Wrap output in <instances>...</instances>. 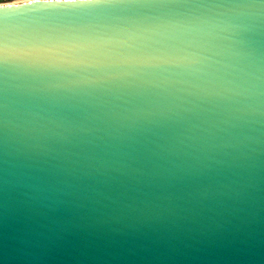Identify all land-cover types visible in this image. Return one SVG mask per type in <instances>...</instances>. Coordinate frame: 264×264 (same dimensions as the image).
I'll list each match as a JSON object with an SVG mask.
<instances>
[{"label":"water","instance_id":"95a60500","mask_svg":"<svg viewBox=\"0 0 264 264\" xmlns=\"http://www.w3.org/2000/svg\"><path fill=\"white\" fill-rule=\"evenodd\" d=\"M0 6V264H264V0Z\"/></svg>","mask_w":264,"mask_h":264},{"label":"clouds","instance_id":"9594fccd","mask_svg":"<svg viewBox=\"0 0 264 264\" xmlns=\"http://www.w3.org/2000/svg\"><path fill=\"white\" fill-rule=\"evenodd\" d=\"M27 2L28 0H25V2H23L22 4L16 7L27 6ZM66 2L68 4H91V3H97L99 2V0H66ZM10 3H12V0H0V6H4L5 9H7V7L5 6Z\"/></svg>","mask_w":264,"mask_h":264},{"label":"bare ground","instance_id":"6f19581e","mask_svg":"<svg viewBox=\"0 0 264 264\" xmlns=\"http://www.w3.org/2000/svg\"><path fill=\"white\" fill-rule=\"evenodd\" d=\"M30 1H33V0H30ZM19 2H25V0H15L12 3H10V4L19 3Z\"/></svg>","mask_w":264,"mask_h":264},{"label":"snow or ice","instance_id":"6c2138e0","mask_svg":"<svg viewBox=\"0 0 264 264\" xmlns=\"http://www.w3.org/2000/svg\"><path fill=\"white\" fill-rule=\"evenodd\" d=\"M30 2V0H28ZM14 5H6L5 7H13Z\"/></svg>","mask_w":264,"mask_h":264},{"label":"built area","instance_id":"2783aa9c","mask_svg":"<svg viewBox=\"0 0 264 264\" xmlns=\"http://www.w3.org/2000/svg\"><path fill=\"white\" fill-rule=\"evenodd\" d=\"M15 1V0H12V2Z\"/></svg>","mask_w":264,"mask_h":264}]
</instances>
